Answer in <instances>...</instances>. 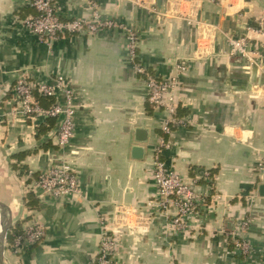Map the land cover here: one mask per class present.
<instances>
[{
    "label": "crops",
    "instance_id": "0c3cea01",
    "mask_svg": "<svg viewBox=\"0 0 264 264\" xmlns=\"http://www.w3.org/2000/svg\"><path fill=\"white\" fill-rule=\"evenodd\" d=\"M164 1L160 12L156 0H105L100 13L137 33V62L151 75L170 78L177 63L185 64L177 99L192 126L166 138L173 147L163 158L187 183L195 171H210L213 185L195 186L210 212L175 235L149 206L157 198L154 150L165 115L146 102L125 30L47 45L21 23L36 14L32 0H0V202L12 213V239L32 220L45 229L40 243L20 253L5 242L3 264H93L101 219L117 242L111 264H264V0ZM54 3L62 19L92 11V0ZM231 38H247L255 64L230 54ZM57 77L72 89L76 110L73 137L62 150L51 138L57 121L29 120L11 92L19 78ZM34 98L43 108L52 104ZM137 129L146 132L145 142L134 140ZM133 146L143 149L141 159L131 156ZM64 163L80 193L53 199L32 191L37 201L29 207L32 181ZM244 220L245 258L228 249L227 238Z\"/></svg>",
    "mask_w": 264,
    "mask_h": 264
},
{
    "label": "built area",
    "instance_id": "2783aa9c",
    "mask_svg": "<svg viewBox=\"0 0 264 264\" xmlns=\"http://www.w3.org/2000/svg\"><path fill=\"white\" fill-rule=\"evenodd\" d=\"M105 0H92L91 13L88 17L62 19L56 10L54 0H32L30 3L36 15L22 19V25L35 35L39 41L50 45L68 36L93 35L110 29H123L126 33L127 52L137 74L142 77L146 86V102L155 110L165 115L161 127L162 136L154 150L153 180L156 186V201L154 205L166 217V227L175 235L188 233L190 221L202 218L209 212L205 196L196 189L199 182L213 185L210 171L194 172L191 182L187 183L174 169L171 162L163 159L164 152L171 150L172 142L168 138L175 130L192 126L189 117L178 116L179 102L177 89L179 76L185 71L183 62L175 66L176 74L170 78H157L151 75L137 62L138 35L130 27L111 19L104 18L100 13V4ZM260 29L264 30V18L259 21ZM230 54L247 59L251 64L256 63V53L247 38H231L228 41ZM12 99L19 106L22 114L35 122L40 119L53 118L57 127L51 135L54 145L62 150L69 145L75 130L74 93L62 77L51 82H32L19 78L12 87ZM53 101L48 108H43L35 100L34 94ZM31 174H27L29 178ZM31 191L39 195L57 199L65 195H78L80 183L64 163L55 166L46 174H40L32 181ZM249 227L248 220L239 223L233 231L227 234L234 250L242 257L249 255V244L243 233ZM45 236L43 225L32 220L25 224L21 232L13 236L12 249L14 253L23 252L40 243ZM117 248L116 239L109 235L104 219H101V234L99 248L93 264H111Z\"/></svg>",
    "mask_w": 264,
    "mask_h": 264
},
{
    "label": "water",
    "instance_id": "95a60500",
    "mask_svg": "<svg viewBox=\"0 0 264 264\" xmlns=\"http://www.w3.org/2000/svg\"><path fill=\"white\" fill-rule=\"evenodd\" d=\"M156 6L160 10V12L164 11L165 1L164 0H156ZM251 76L255 77V69H252ZM251 78V82L255 83V79ZM147 136L146 132L141 129H137L134 133V140L136 142H145ZM143 155V149L138 146H133L131 150V156L135 159H141ZM259 195L264 197V184H262L259 188ZM13 218L10 208L0 202V264H3L4 258V250H5V242L7 234L12 226Z\"/></svg>",
    "mask_w": 264,
    "mask_h": 264
},
{
    "label": "trees",
    "instance_id": "16d2710c",
    "mask_svg": "<svg viewBox=\"0 0 264 264\" xmlns=\"http://www.w3.org/2000/svg\"><path fill=\"white\" fill-rule=\"evenodd\" d=\"M35 15H36V14H35ZM34 95L37 96L38 99L48 100L50 103H53L52 100L42 98V97L39 96L37 93H35ZM51 105H52V104H51ZM51 105H50V106H51ZM50 106H48V107H50ZM184 115H186V113H184V110L178 109V116L183 117ZM46 120H47V122H48L49 120H54V119H53V118H49V119H46ZM41 127H42V126H41ZM163 155H164V154H163ZM163 159L166 160L165 158H163ZM196 172H200V171H196ZM37 177H38V176H37ZM37 177H36V178H37ZM27 199L29 200V201L27 202V205H28L29 207L36 206V201H37V200H36V196H35V193H34V192L30 191V192L28 193ZM20 232H21V231L15 233L14 236L17 235V234H19ZM10 241H12V243H13V239H12V237H11V233L9 232V233L7 234V237H6V242L8 243V242H10ZM228 249L231 250V251L234 250V246H233V244H232V242H231L230 240H228Z\"/></svg>",
    "mask_w": 264,
    "mask_h": 264
}]
</instances>
